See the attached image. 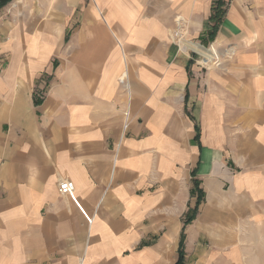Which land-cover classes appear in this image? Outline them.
<instances>
[{"label":"crops","instance_id":"obj_1","mask_svg":"<svg viewBox=\"0 0 264 264\" xmlns=\"http://www.w3.org/2000/svg\"><path fill=\"white\" fill-rule=\"evenodd\" d=\"M217 3L0 7V264H264V0Z\"/></svg>","mask_w":264,"mask_h":264},{"label":"built area","instance_id":"obj_2","mask_svg":"<svg viewBox=\"0 0 264 264\" xmlns=\"http://www.w3.org/2000/svg\"><path fill=\"white\" fill-rule=\"evenodd\" d=\"M179 24V23H178ZM178 29H176V31L173 33V36L176 40H178L181 36H182V30L180 29V26L178 25L177 27ZM200 46V45H199ZM201 48H203L202 46H200ZM205 49V48H203ZM206 50V49H205ZM191 51L192 53H195V55L199 56L200 59L202 60L201 63L202 65H207L211 62L217 63L218 62V55L212 51V55L206 59L205 56H201L200 54H198L197 52L193 51V50H188ZM197 61V60H196ZM127 125H124V129H126ZM58 190L60 192L61 195H65L68 196L69 198H71L74 202L75 198H74V184L72 181L68 180V179H64L62 180L59 185H58ZM81 212L83 213V211L81 210ZM84 217L86 218L87 222L90 223L91 222V218H89L88 216H86L85 214H83Z\"/></svg>","mask_w":264,"mask_h":264},{"label":"trees","instance_id":"obj_3","mask_svg":"<svg viewBox=\"0 0 264 264\" xmlns=\"http://www.w3.org/2000/svg\"><path fill=\"white\" fill-rule=\"evenodd\" d=\"M10 0H1L0 1V7L4 6L6 3H8ZM218 3H219V0H218ZM216 4L212 9H213V12H212V15L210 17V21L212 22V26H211V29H210V32L208 34V37L210 39H212L214 37V34L217 30V26L221 20V9L219 8V4ZM196 207L194 210H192L191 212H189L188 214H186L185 218H184V222H183V225L186 226L188 223H190L195 214H196ZM178 260L176 262V264H183V261H184V252H183V232L181 234V239H180V243H179V250H178Z\"/></svg>","mask_w":264,"mask_h":264},{"label":"bare ground","instance_id":"obj_4","mask_svg":"<svg viewBox=\"0 0 264 264\" xmlns=\"http://www.w3.org/2000/svg\"><path fill=\"white\" fill-rule=\"evenodd\" d=\"M180 40V38L177 40V41H179ZM189 45V44H188ZM192 49L191 50H193V51H195V52H197L198 54H200L201 56H205V58L206 59H208L213 53H212V51H210V50H205V49H203V48H194V47H191Z\"/></svg>","mask_w":264,"mask_h":264},{"label":"rangeland","instance_id":"obj_5","mask_svg":"<svg viewBox=\"0 0 264 264\" xmlns=\"http://www.w3.org/2000/svg\"><path fill=\"white\" fill-rule=\"evenodd\" d=\"M176 29H178V28H176ZM197 57H199V56H197ZM199 59H200V57H199ZM196 60H197V58H196Z\"/></svg>","mask_w":264,"mask_h":264}]
</instances>
